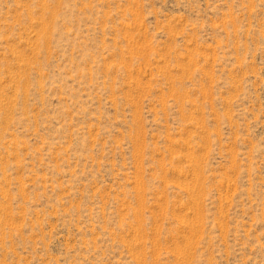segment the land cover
<instances>
[{"label":"rangeland","instance_id":"obj_1","mask_svg":"<svg viewBox=\"0 0 264 264\" xmlns=\"http://www.w3.org/2000/svg\"><path fill=\"white\" fill-rule=\"evenodd\" d=\"M0 264H264V0H0Z\"/></svg>","mask_w":264,"mask_h":264}]
</instances>
